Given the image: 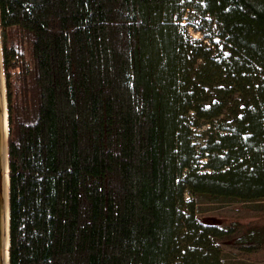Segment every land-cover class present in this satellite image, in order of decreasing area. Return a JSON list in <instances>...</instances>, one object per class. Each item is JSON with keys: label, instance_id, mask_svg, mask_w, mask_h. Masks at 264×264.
Instances as JSON below:
<instances>
[{"label": "trees", "instance_id": "obj_1", "mask_svg": "<svg viewBox=\"0 0 264 264\" xmlns=\"http://www.w3.org/2000/svg\"><path fill=\"white\" fill-rule=\"evenodd\" d=\"M0 48L8 264L264 243L263 215L207 224L194 202L264 200V0H0Z\"/></svg>", "mask_w": 264, "mask_h": 264}, {"label": "rangeland", "instance_id": "obj_2", "mask_svg": "<svg viewBox=\"0 0 264 264\" xmlns=\"http://www.w3.org/2000/svg\"><path fill=\"white\" fill-rule=\"evenodd\" d=\"M194 38L201 35L189 29ZM4 84V81H3ZM4 88V85H3ZM4 99H5V88ZM6 105V100H5ZM6 111V108H5ZM190 197L187 195V198ZM196 214L207 224L227 226L232 222L247 225L264 216V200L251 203H240L230 200L210 202L201 196L194 197ZM223 264H264V243L258 245H236L232 241L220 244Z\"/></svg>", "mask_w": 264, "mask_h": 264}, {"label": "water", "instance_id": "obj_3", "mask_svg": "<svg viewBox=\"0 0 264 264\" xmlns=\"http://www.w3.org/2000/svg\"><path fill=\"white\" fill-rule=\"evenodd\" d=\"M3 71L1 64L0 48V264H8V246H9V211H8V160H7V134H4V113L5 99L3 88ZM7 119V110H6ZM7 260V261H6Z\"/></svg>", "mask_w": 264, "mask_h": 264}, {"label": "bare ground", "instance_id": "obj_4", "mask_svg": "<svg viewBox=\"0 0 264 264\" xmlns=\"http://www.w3.org/2000/svg\"><path fill=\"white\" fill-rule=\"evenodd\" d=\"M5 105V104H4ZM5 111V110H4ZM4 134H5V136H6V134H7V119H6V111H5V113H4ZM6 186H7V188H8V185H7V183H6ZM7 227H8V225H7ZM9 233V232H8ZM7 261V260H6Z\"/></svg>", "mask_w": 264, "mask_h": 264}]
</instances>
